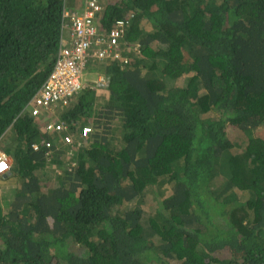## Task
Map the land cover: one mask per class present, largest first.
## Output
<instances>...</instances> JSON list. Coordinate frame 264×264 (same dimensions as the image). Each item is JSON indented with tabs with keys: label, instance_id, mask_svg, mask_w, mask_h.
<instances>
[{
	"label": "trees",
	"instance_id": "1",
	"mask_svg": "<svg viewBox=\"0 0 264 264\" xmlns=\"http://www.w3.org/2000/svg\"><path fill=\"white\" fill-rule=\"evenodd\" d=\"M85 6L0 0L1 179L18 182L0 198V264H264V0H103L98 26L125 19L141 50L126 67L90 59L109 100L89 85L62 118L96 131L76 167L40 178L59 136L28 104Z\"/></svg>",
	"mask_w": 264,
	"mask_h": 264
},
{
	"label": "built area",
	"instance_id": "2",
	"mask_svg": "<svg viewBox=\"0 0 264 264\" xmlns=\"http://www.w3.org/2000/svg\"><path fill=\"white\" fill-rule=\"evenodd\" d=\"M85 5L81 12L71 14L69 23L64 25L66 31L70 30V43L61 49L49 77L28 104L29 112L33 116L41 115L45 119L48 118L41 129L46 133L59 136L55 142H44V145L50 148L49 152H53L52 149L56 150L62 144L68 149L77 146L72 131L68 130V125L62 116L85 87L86 68L90 59L92 57L115 59L122 61L123 64H128L132 56L130 52L123 53L120 47L128 43L129 51L131 49L141 50L139 44L131 45L127 40V21L125 19H116L109 31L98 26L96 20L103 10V0H85ZM98 80L97 90L100 91L104 89L106 80L103 75ZM56 108L63 111L60 117L52 115ZM89 131H91V127H85L84 136L88 135ZM81 142L78 144L86 143L87 139ZM32 147L34 150L40 148L39 143H33ZM7 167L11 169L7 155L0 152V177L10 171L9 169V171L1 173Z\"/></svg>",
	"mask_w": 264,
	"mask_h": 264
},
{
	"label": "rangeland",
	"instance_id": "3",
	"mask_svg": "<svg viewBox=\"0 0 264 264\" xmlns=\"http://www.w3.org/2000/svg\"><path fill=\"white\" fill-rule=\"evenodd\" d=\"M102 92L103 91H100V96H99V100H98V104L101 105V104H104L107 102V100H104V98L102 97ZM63 113L62 109L60 108H56L53 110V113L52 115H56V116H61V114ZM103 123L104 124H107L108 122L109 123H113L115 126L116 125H119L120 121L117 119V118H112L110 115L108 116H105L103 117L102 119ZM81 125L83 126L82 129L78 130V131H72V134L74 136V140H75V143L77 144V146L71 148V149H68L67 146H65V151L63 153H59V151L57 150V153L55 151V153L53 154V156H51L50 160L45 164V169H38V176L41 178L43 176H46L47 174H52V173H55V170L56 168L58 167V163L55 162L54 160H57V161H63V162H67L70 164V167L73 168V167H76L77 163H78V160H79V150L83 147H88V144L89 143H84V144H78V143H82L81 141V138H80V134L83 135V140L86 139V137L89 135L91 136V134L93 133V128L95 127L94 125V122H89V123H86V125L82 124ZM85 127H91V131H89L88 135L84 136L83 132H84V128ZM115 128V127H114ZM13 134L10 135H7L5 134L4 138L6 139L7 137H9V139L12 137ZM116 135H119V132L118 134L116 133ZM229 135L230 137L236 141V142H240L242 141L243 138H246L245 135L242 136V134L234 129V128H230L229 129ZM11 159V157H9V160ZM10 163H12V159L10 160ZM47 172V174L45 173ZM2 177H0V197L2 200L5 199V197L7 199H11L15 192H16V188L18 186V182L17 181H14L15 177L12 178L11 181H7L5 182L6 180L4 179H1ZM3 203H5V200L3 201Z\"/></svg>",
	"mask_w": 264,
	"mask_h": 264
},
{
	"label": "crops",
	"instance_id": "4",
	"mask_svg": "<svg viewBox=\"0 0 264 264\" xmlns=\"http://www.w3.org/2000/svg\"><path fill=\"white\" fill-rule=\"evenodd\" d=\"M77 2L78 0H69V2ZM132 44H134L133 42H132ZM124 47H126V49H124ZM128 47V43L126 44V45H122L120 48H121V51L123 52V53H128V52H131V51H129V49L127 48ZM133 54V53H132ZM131 53H130V55L131 56H133ZM136 55V54H135ZM99 63H105V62H110V63H112V62H116L117 64H119V65H122L123 64V62L122 61H120V60H115V59H99ZM90 65H92V64H89V65H87V68H86V81H85V83H86V85L87 86H89V85H91V86H94V87H97V82L99 81L98 79H99V77L100 76H104L105 77V80H106V85H105V87H104V89H102V90H100V91H103L102 92V97L104 98V100H109V92H108V90H107V77L105 76V74L103 73V72H101V71H97V70H95L92 66H90ZM100 91H98L97 90V102H98V100H99V94H100ZM99 95V96H98ZM57 150L59 151V153H63L64 151H65V145H60L59 147H57V149L56 150H53V152H55L56 151V153H57ZM1 198V197H0Z\"/></svg>",
	"mask_w": 264,
	"mask_h": 264
},
{
	"label": "clouds",
	"instance_id": "5",
	"mask_svg": "<svg viewBox=\"0 0 264 264\" xmlns=\"http://www.w3.org/2000/svg\"><path fill=\"white\" fill-rule=\"evenodd\" d=\"M127 40H128V38H127ZM134 56H136V55H134ZM134 56H132V58H133ZM130 64H132V59L130 60V63H128V64H122V66L126 67V66H129ZM85 81H86V80H85ZM86 87H87V85H86V83H85V87H84V88H86ZM30 115L33 116L31 113H30ZM94 131H96V128H95V127H94ZM32 148H33V147H32ZM83 148H85V147H83ZM83 148H81V149H83ZM81 149H80V150H81ZM0 152H1V153H4V152H2L1 150H0ZM79 152H80V151H79ZM5 155H7V154L5 153ZM7 158H8V161H9V163H10V160H11V159L9 160V156H8V155H7ZM11 164H12V163H10V167H11ZM10 170H11V169H10ZM9 172H10V171H9ZM6 174H7V173H6ZM6 174H5V175H6Z\"/></svg>",
	"mask_w": 264,
	"mask_h": 264
},
{
	"label": "bare ground",
	"instance_id": "6",
	"mask_svg": "<svg viewBox=\"0 0 264 264\" xmlns=\"http://www.w3.org/2000/svg\"><path fill=\"white\" fill-rule=\"evenodd\" d=\"M9 169H10L9 167L4 168V169L1 171V173L9 171Z\"/></svg>",
	"mask_w": 264,
	"mask_h": 264
}]
</instances>
